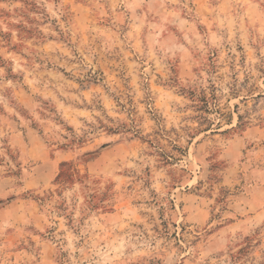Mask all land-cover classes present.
<instances>
[{
    "label": "rangeland",
    "instance_id": "1",
    "mask_svg": "<svg viewBox=\"0 0 264 264\" xmlns=\"http://www.w3.org/2000/svg\"><path fill=\"white\" fill-rule=\"evenodd\" d=\"M0 264H264V0H0Z\"/></svg>",
    "mask_w": 264,
    "mask_h": 264
},
{
    "label": "trees",
    "instance_id": "2",
    "mask_svg": "<svg viewBox=\"0 0 264 264\" xmlns=\"http://www.w3.org/2000/svg\"><path fill=\"white\" fill-rule=\"evenodd\" d=\"M62 167L64 168V167H66V165H63ZM67 174H68V172H67V170H66V172L64 173V176L66 177Z\"/></svg>",
    "mask_w": 264,
    "mask_h": 264
}]
</instances>
